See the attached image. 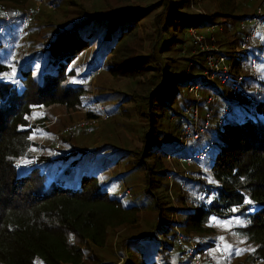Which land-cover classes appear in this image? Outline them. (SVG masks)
Listing matches in <instances>:
<instances>
[{
  "label": "trees",
  "instance_id": "1",
  "mask_svg": "<svg viewBox=\"0 0 264 264\" xmlns=\"http://www.w3.org/2000/svg\"><path fill=\"white\" fill-rule=\"evenodd\" d=\"M33 1L0 0V6L14 5L22 17L30 15L32 37L38 33L40 38L41 26L31 19L40 8L34 6L31 14L26 9ZM103 1L106 6H100V13L95 15L93 9H85L80 4L83 10L79 14L80 19L58 27L50 26L51 33L40 40L37 46L36 40L30 39L28 45L31 51L25 55L19 53V47L12 42L13 36L19 35L21 30L15 31L11 27L2 33L1 26L5 23L0 18V77L11 69L14 72L12 81L0 80V264H109L96 258L93 252L87 257L86 252L94 250V246L103 247L111 229L135 223L139 209L134 205L126 208L93 176L81 175L76 189H69L59 183L60 174L71 171L61 168L68 164L75 169L82 167L77 162H70L72 154L86 155V150L62 149L57 151L56 158H50L41 155L44 147L40 148L39 145L36 163L28 161L30 147L38 144L29 138L30 123L24 117H35L33 111L39 110V107L57 105L68 110L80 107L85 90L73 68L77 64L76 60L92 46H97L96 51H103L104 57L110 56L104 66L112 77L136 80L152 69H160V66L148 64V56L138 55L143 42L138 41L136 44L132 39L137 34L141 20L151 10L158 9L160 1L166 4V8L154 16L156 39L149 44L151 53H154L156 42L166 36L159 54L174 52L185 58L186 53H190L191 58L186 60L192 66L186 76L163 74L161 87H157L154 76L150 75L147 85L140 81L138 90H134L133 94H137L143 86L153 89L143 98L149 106L146 118L150 120L151 129L145 133L137 159L143 163L153 153L152 136L157 133V117L152 114L153 104L160 92L175 82L187 87L190 99L185 96L178 113L173 116L174 129L178 130L175 154L166 152L163 157L193 159L190 177L185 181H175V198L179 207L174 209L171 203L156 200L159 219L157 229L163 240L153 243L161 249L160 261L163 264H184L180 261L182 251L177 246L175 226L185 243L191 234L197 236L195 241L200 245L198 254L205 249H215L220 253L224 248L227 257L232 258L229 241L220 245L217 241L219 237L213 235L211 220L214 219L218 223L230 224L233 231L240 233L251 245V251L244 258L245 263L264 264V73L251 70V65L256 66L257 49L264 50V45L258 44L247 50L241 58H235L239 61L232 62L231 74L226 83H217L215 86H208L204 80L202 54H193L191 49L184 54L181 52L184 35L190 27L200 29L201 23L205 22V28H208L217 25L220 20L233 22L250 16L243 13L236 0H208L216 8L206 17L184 13L185 4L191 0H148L140 4L124 0ZM263 3L264 0H259L257 7L261 8ZM260 19L264 22V16ZM244 35L246 33L237 31L232 38H225L220 42L221 49L228 51L235 44H240ZM129 41L134 46L129 45ZM155 58L152 54L151 59L156 61ZM165 60L169 61L167 57ZM102 62L99 63L100 67L97 66L99 69H102ZM142 65L147 67L142 69ZM236 84L239 85L237 101L232 99ZM197 85L202 86L198 102L200 114L204 118L206 113H210L208 121L214 126L217 137L203 144L200 136L199 140L192 141L191 145L179 151L180 125H184L182 120H191L184 117L183 112L197 104L189 88ZM209 98L214 101L207 103ZM226 105H231L232 109L219 124ZM44 119L35 118L33 126L36 127L37 122L42 123ZM86 119L96 120L97 116L88 113ZM59 144H67V140L60 137ZM215 144L217 148L209 164L207 159ZM189 149L188 155H182ZM199 153L204 156L194 159L193 156ZM157 165L154 162L153 168L147 169L148 192L152 191L153 176L168 178L166 169L156 175L159 169ZM205 166L208 167V173L204 170ZM165 193L167 190H164V196ZM167 210L171 214L178 210L179 221L169 223L164 220ZM234 210L237 213H233ZM234 218L240 219L242 223L239 225L232 221ZM202 235L210 236L201 238ZM147 238V241L153 240L152 236ZM141 241L135 240L134 243ZM190 263L189 259L185 260V264ZM146 264L158 263L150 261ZM237 264L241 262L238 260Z\"/></svg>",
  "mask_w": 264,
  "mask_h": 264
},
{
  "label": "rangeland",
  "instance_id": "2",
  "mask_svg": "<svg viewBox=\"0 0 264 264\" xmlns=\"http://www.w3.org/2000/svg\"><path fill=\"white\" fill-rule=\"evenodd\" d=\"M124 1L140 4L141 1L145 2L148 0ZM236 1L242 7L243 13L248 14L250 17L233 22L232 20L229 22L220 20L217 25L212 26L214 33L213 44L221 53L223 52V55L230 63H237L239 61L238 59H233L232 53L244 43L247 46V50L258 44L264 45V22L260 19L261 16H264V3L260 8L257 7L259 0ZM80 4L85 9H93L92 12H95L93 15L100 13V8L106 6L103 0H35L30 2L26 7L29 14H31L30 12L34 6L40 8V11L31 17L33 21L41 26L39 32L42 37L40 38H38V33L37 35L34 33L32 37V24H29L30 15L22 17L21 14H18V8L14 5H5L3 8L0 6V9H3L0 12V18L4 19L3 23H5L2 25L3 27L1 26L2 33L4 30L11 29V27L16 29L15 31L17 29L21 30L19 35L13 36L16 41L13 39L11 41L15 43V46L19 47V53L25 55V53L31 51L28 45L30 39L36 40L37 46L40 40L42 41L43 38L45 39L51 33L50 26L58 27L60 24H69L72 20L80 19L79 14L83 13ZM158 5H160L157 7L158 9L151 10L152 12L141 20L137 34L132 39L136 44L138 41L143 42V47L140 49L138 55L148 56V64H152L154 67L160 66V69H152L136 80L112 77L106 72L104 66L106 60L110 59V56L105 55L104 57L105 53L103 51H96L98 50L97 46H92L83 56L76 60L75 63L77 64L73 68L77 80L84 85L85 90L84 95L81 97L80 107L75 110H68L65 107L57 105L39 107V110L33 111L35 117L30 115L24 117L30 123L28 127L31 131L29 138L38 144L30 147L28 161L36 163L38 155L36 150L39 147L41 148V146L44 147L43 151L40 150L41 155L44 154L43 157L49 156L50 158H56L58 150H68L69 148L84 149L87 151L86 155L72 154L70 158V162H77L82 167L75 169V167H70V164H68L61 168L63 171L67 169L71 171L63 172V175L60 174L58 178L59 183L69 189H76L79 187L81 175L93 176L102 187L105 186L113 197L120 199L126 208L129 205H134L139 209L138 214L135 216V223L111 229L108 232L103 247L94 246V250L86 252L87 257H90L91 252H93L96 254V258L107 261L109 264H146L150 261L163 264L160 261L162 257L161 249L153 243V241L160 242L163 240L162 236L159 235L160 231L157 229L159 219L155 207L156 200L161 203H166L167 201L171 203L174 209L178 208L179 203L175 198L177 194L175 181L179 179L185 181L188 179L190 177L189 170L191 171L193 166L190 164L193 162L191 158L172 159L169 156L163 157L166 152L175 154L178 130L174 129L173 116L178 113L185 96L190 99V95L187 94V87H184L179 82H175L170 87L164 88L158 98L155 99L152 114H155L157 117V133L152 136L153 153L143 163L139 158L137 159V153L140 152L145 140V133L151 129L150 120L146 118L149 106L147 100L143 98L153 89H147L143 86L141 92L137 94H133L134 90H138L137 86L140 84V81L147 85L150 75L154 76L157 87H161L163 84V74L186 76L190 71V65L192 66V63L190 64L186 60L188 57L191 58L190 53H186L189 52L186 34L183 38L184 42H186H183V45H181L182 54H187V56H184L185 58H181L174 52L159 54L163 38H166V36L156 42L154 53H151V46L149 44L156 39L153 19L157 13H162L166 8V4L162 1ZM241 7L239 8L241 9ZM215 8L208 0H191L188 4H185L184 13L208 15V13L214 12ZM21 9H23V6H21ZM251 14L255 15L252 16ZM241 15L239 14V16ZM199 28L201 33H203L205 31V22L201 23ZM143 30L145 31L143 32ZM237 31L246 33L244 40L240 44H235L232 48L230 47L228 51H224L226 50L225 48L222 50L220 42L225 38H232ZM22 34L24 35L21 36ZM128 44L134 46V44H130V41ZM196 53L193 52V54ZM152 54L156 56V61L151 59ZM256 54L258 55V59L255 61L256 66L252 67L251 65V70L263 74L264 50L260 51L257 49ZM166 57L169 61L165 60ZM101 61H103L102 69H99ZM244 61L247 63V59ZM146 67L147 65H142L141 68ZM12 71L13 69L9 73L1 75L0 80L12 81L14 75ZM203 76L205 79L204 73ZM228 96L229 93H227ZM172 99L174 101L170 104ZM200 111V108L197 107L198 123L196 125L193 119H191L188 121L182 120L184 125L180 126L181 131L185 127L184 130H187V133H194L191 134L192 136L197 135V140L201 136L202 143L206 144L213 138H216L217 135L214 126H211L208 121L211 117L210 113H206L203 118ZM88 113L96 115L97 119L87 120L86 115ZM35 118L45 119L42 123L37 122L35 127L33 126ZM178 133L180 135V132ZM60 137L67 140V144H59ZM183 137H185V134H183ZM197 140L193 139V141ZM188 145H191V142ZM96 148L100 149L96 150ZM216 148L217 144H215V147L212 148L208 156L207 162L209 164L213 160ZM190 151L191 149L182 155H188ZM154 162L158 163L157 166L159 167L156 175L162 174L166 169L168 173H165V175H168V178L160 175L153 176L152 191L148 192L147 169L148 167L149 169L153 168ZM207 168L205 166L204 170L208 173ZM61 169H58V171L61 172ZM201 178L199 177V179ZM167 184L168 187H166ZM164 190H167L165 196ZM177 211L175 214H171L167 210L164 213L163 219L169 223H176L177 220L179 221ZM233 213H237V210H234ZM232 221H236L239 225L242 223L238 218H234ZM211 224V228L214 231L213 235L219 237L217 241L220 245L226 240L229 241L233 257H227L224 248L220 253L215 249H205L203 253L198 254V246L200 247V245L195 241L197 236L191 234L183 249L180 248L182 251L180 261L185 264V260L189 259L190 264H194L193 255H197L201 264H237L238 260L241 264H247L244 258L251 251L252 247L245 241L244 237L237 231H233L231 225L228 223H218V221L212 219ZM174 232L176 240L178 237H182L180 230L176 226L174 227ZM171 233L173 232L171 231ZM149 236H152L153 240L147 241V237ZM205 236L210 235H202L201 238H206ZM135 240L143 241L134 243Z\"/></svg>",
  "mask_w": 264,
  "mask_h": 264
},
{
  "label": "built area",
  "instance_id": "3",
  "mask_svg": "<svg viewBox=\"0 0 264 264\" xmlns=\"http://www.w3.org/2000/svg\"><path fill=\"white\" fill-rule=\"evenodd\" d=\"M201 17H206V15L200 14ZM213 27L205 28V31L201 33V31L198 28L190 27L186 31L187 36V48L192 49L193 52L201 53L203 56V63H204V74H205V82L208 86H215L217 83L220 85H224L226 81L228 80L230 74H231V68H232V62H228L226 57L221 53L216 46L213 44ZM247 52V46L244 43L241 45L238 49H235V51L232 53L233 59L235 58H241L242 55L244 56ZM240 85V83H239ZM239 85L237 84L233 87V97L232 99L237 101L238 99V88ZM202 88L201 85H197L194 87L189 88V92L193 94V97L195 98L196 105L193 107H189L183 112L184 117H187L189 119H193L194 124L196 125L198 123L197 121V107H199V90ZM212 99L209 98L208 102H211ZM232 109L231 105L224 106V109L221 113V119L219 121V124H222L224 121V118L227 113H229ZM185 129V127H184ZM180 130V135L178 137V141L180 143L179 145V151L184 149L188 146L190 142L193 141V139L197 140L198 136H192L191 134L194 133H187V130ZM183 134H185V137H183ZM204 154L199 153L198 155H194L193 158H199L202 157ZM189 161V160H188ZM178 246L183 249L185 246V241L182 239V237L177 238ZM193 260L196 264H201L200 259H198L197 255H193Z\"/></svg>",
  "mask_w": 264,
  "mask_h": 264
}]
</instances>
